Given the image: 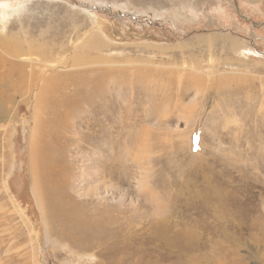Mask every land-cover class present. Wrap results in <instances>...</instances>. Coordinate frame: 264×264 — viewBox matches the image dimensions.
I'll list each match as a JSON object with an SVG mask.
<instances>
[{
    "label": "rangeland",
    "instance_id": "374dc122",
    "mask_svg": "<svg viewBox=\"0 0 264 264\" xmlns=\"http://www.w3.org/2000/svg\"><path fill=\"white\" fill-rule=\"evenodd\" d=\"M0 3V264H264V0Z\"/></svg>",
    "mask_w": 264,
    "mask_h": 264
},
{
    "label": "bare ground",
    "instance_id": "6f19581e",
    "mask_svg": "<svg viewBox=\"0 0 264 264\" xmlns=\"http://www.w3.org/2000/svg\"><path fill=\"white\" fill-rule=\"evenodd\" d=\"M0 7L5 10V12H1V11L0 12L1 14L4 15V17L2 18V26H3V30H5L4 32H6L0 38V92L1 91L5 92L3 88L4 89H12V87L17 88L18 85H20L21 83H22L21 86L24 85L23 82L27 76L30 78L29 87L31 89L34 86L35 81L41 78V62L42 61L39 62L38 66L35 65L32 62V60H29L27 64H25L24 61H26L27 57H31L33 54H37V52L41 50V46L39 45L35 46L34 45L35 42L33 43V41H30V39L28 41L27 36L29 33L27 34L25 31L24 33L22 28L21 29L19 28L20 29L18 31L19 33L18 32L12 33V31H10L9 28L7 27L8 25L7 20H9L8 19L9 16L10 17L13 16V13L15 11L10 10L8 7V4L6 3H2V4L0 3ZM42 53L43 52H41V54ZM40 57L37 59H40ZM48 57L43 58L45 63L48 61L47 60ZM18 59H20L23 62H20V61L17 62ZM12 79L16 80V82L12 83ZM36 85L34 87H36ZM18 89L20 90V87Z\"/></svg>",
    "mask_w": 264,
    "mask_h": 264
}]
</instances>
